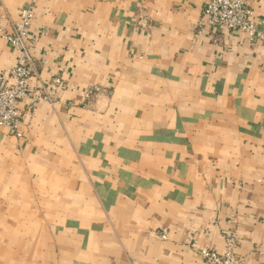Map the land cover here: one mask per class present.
I'll list each match as a JSON object with an SVG mask.
<instances>
[{
	"label": "crops",
	"instance_id": "1",
	"mask_svg": "<svg viewBox=\"0 0 264 264\" xmlns=\"http://www.w3.org/2000/svg\"><path fill=\"white\" fill-rule=\"evenodd\" d=\"M29 6L50 98L0 128V264H205L231 234L264 264V46L205 0H0V73Z\"/></svg>",
	"mask_w": 264,
	"mask_h": 264
},
{
	"label": "built area",
	"instance_id": "2",
	"mask_svg": "<svg viewBox=\"0 0 264 264\" xmlns=\"http://www.w3.org/2000/svg\"><path fill=\"white\" fill-rule=\"evenodd\" d=\"M33 17V7L24 8L20 21L15 23L12 32L6 35L19 59L9 71L0 73V128L9 129L11 135L18 139L23 138L20 127L25 117L19 107L20 103L30 99L29 111L33 112L40 102L50 98L41 87L31 86V79L38 76L25 40L29 37ZM206 26H222L229 31L244 32L250 44L264 46V31L258 28L254 20V11L249 0H205L199 28L205 30ZM63 85L62 79L57 77L51 83L53 90ZM96 91L97 89L89 90L87 98H91ZM162 237L165 238V235ZM238 244V237L231 234L226 238L224 253L210 248H202L199 253L205 264H246L245 259L236 253Z\"/></svg>",
	"mask_w": 264,
	"mask_h": 264
}]
</instances>
